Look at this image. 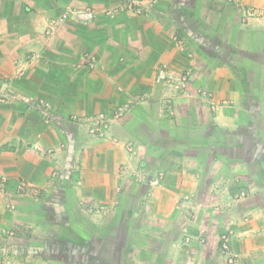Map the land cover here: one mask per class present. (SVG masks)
Segmentation results:
<instances>
[{"label": "crops", "instance_id": "0c3cea01", "mask_svg": "<svg viewBox=\"0 0 264 264\" xmlns=\"http://www.w3.org/2000/svg\"><path fill=\"white\" fill-rule=\"evenodd\" d=\"M122 2L0 0L2 264H228L230 228L264 264V18ZM129 100L102 137L73 118Z\"/></svg>", "mask_w": 264, "mask_h": 264}, {"label": "built area", "instance_id": "2783aa9c", "mask_svg": "<svg viewBox=\"0 0 264 264\" xmlns=\"http://www.w3.org/2000/svg\"><path fill=\"white\" fill-rule=\"evenodd\" d=\"M162 0H124V2L119 6V8H114L113 10H109L107 13H109L111 16H114L115 12L117 11H133L141 13L145 7V5H153ZM230 3H233L235 5H240L242 8L244 7V17L247 19L250 18H264V8H255V7H245L241 3L238 2V0H226ZM67 14H64L61 16L60 20L63 21L67 18ZM6 98V97H5ZM2 98L1 101H5L6 99ZM134 102V101H132ZM40 105L44 109H49L51 107V104L48 102H40ZM129 105L125 104V107L121 109V112H123ZM75 120L78 119L84 123L87 124L89 128V132L92 135L95 136H105L107 135V131L109 130L111 120L108 118V116L104 113H98L95 115H87L84 117H73ZM26 184L21 183L19 185L20 190H25ZM234 236V230L232 228L224 231L220 235L219 239V248L220 251L226 255L227 257V263L228 264H236L237 262V256L232 251V240ZM8 259L5 258L3 255H0V264L4 263V261ZM11 261V260H10Z\"/></svg>", "mask_w": 264, "mask_h": 264}, {"label": "rangeland", "instance_id": "374dc122", "mask_svg": "<svg viewBox=\"0 0 264 264\" xmlns=\"http://www.w3.org/2000/svg\"><path fill=\"white\" fill-rule=\"evenodd\" d=\"M123 3V2H122ZM121 3V4H122ZM121 4H117L116 6H113V7H111V8H109L107 11H106V13L109 11V10H113L114 8L116 9V8H119V6L121 5ZM120 12H125V11H117V12H115V14H114V16H111L109 13H107V15L109 16V17H111V18H115L116 16H117V14H119ZM59 22H58V25L59 24H62V23H64V21L65 20H63V21H61L60 19L58 20ZM133 100H129V101H127V102H125L124 104H122V105H119L114 111H112V113H105V112H98V113H104V114H106L107 116H108V118H110V120H111V122H112V120H118V119H121V118H123L125 115H126V113L129 111V110H131L132 109V107H133V105H134V102H132ZM45 102H47V101H45ZM48 103H50V102H48ZM51 104V103H50ZM125 104H128L129 106L123 111V112H121V109L122 108H124L125 107ZM98 113H96V114H98ZM89 115H95V114H89ZM87 116V115H86ZM79 117V116H78ZM81 117V116H80ZM77 121H80V120H78V119H76ZM83 227H84V224H83ZM93 230H95V227H93ZM34 245L36 244L38 247H42V246H44L43 245V243H41V241L40 240H35V241H33L32 242ZM66 247V248H65ZM70 247H74V246H70ZM50 248H51V246H50ZM64 248L65 249H69V246H68V244L67 243H64ZM74 249V248H73ZM68 252V253H67ZM66 253H56L57 255H55L56 256V259L58 260V261H64V259H70V258H72V261H80L81 263H83V264H85L86 262H88V260L90 259V257L89 256H85V255H82V256H78V254H76V253H70V251H67ZM53 254H54V252H53ZM79 257H80V259H79Z\"/></svg>", "mask_w": 264, "mask_h": 264}]
</instances>
